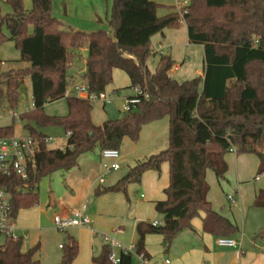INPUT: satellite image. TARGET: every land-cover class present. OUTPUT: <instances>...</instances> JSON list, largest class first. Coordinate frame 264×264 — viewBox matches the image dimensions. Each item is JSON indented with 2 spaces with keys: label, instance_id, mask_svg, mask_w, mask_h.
Masks as SVG:
<instances>
[{
  "label": "trees",
  "instance_id": "16d2710c",
  "mask_svg": "<svg viewBox=\"0 0 264 264\" xmlns=\"http://www.w3.org/2000/svg\"><path fill=\"white\" fill-rule=\"evenodd\" d=\"M12 10L4 16L0 7V47L13 41L21 61L30 65L24 70H0L2 87L7 89L10 108L20 99L26 78L31 80L32 110L19 116L24 129L39 142V150L28 163V178L0 173V190L12 196L10 221L19 213L40 202L39 185L57 172L76 168L79 159L96 149L120 150L125 138L140 140L142 130L152 123L169 120V144L148 159L139 161L115 186L98 189V196L109 192H127L131 184H140L145 173H161L169 165L170 182L166 200L155 203L163 223H138V240L133 253H122L117 264H133V257L150 256L146 237H163L168 251L180 233L193 230L192 221L204 214L203 231L215 238L233 239L240 229L217 213L208 201L206 172H214L218 181L225 180L228 166L225 156L255 155L258 175L264 174V0H190L181 11L163 17L155 0H113L110 32L66 30L53 14V0H6ZM187 27L188 42L202 46L204 71L201 77L178 82L171 77L174 62L161 56L151 73V39L166 29ZM4 28L10 33L8 38ZM87 49L84 58L81 50ZM76 63H85L83 80L95 95L106 93L114 80V71L124 72L131 88L148 95L121 119L102 125L92 121L93 104L76 96L65 97L74 84L68 75ZM0 65L2 61L0 60ZM66 99L68 114L51 117L44 107ZM130 99V98H129ZM62 128L70 137L65 150H51L47 136L38 129ZM14 127L0 129V136L13 137ZM264 209V192L253 203ZM23 239L7 237L0 245V264H40L36 260L40 247L22 251ZM80 252L79 243L68 237L62 246L59 264H74ZM94 264H114L111 250L105 244Z\"/></svg>",
  "mask_w": 264,
  "mask_h": 264
},
{
  "label": "rangeland",
  "instance_id": "374dc122",
  "mask_svg": "<svg viewBox=\"0 0 264 264\" xmlns=\"http://www.w3.org/2000/svg\"><path fill=\"white\" fill-rule=\"evenodd\" d=\"M28 6L30 9L31 0H29ZM0 7L4 16L11 14L12 10L10 6L6 4V0H0ZM176 8L178 7L176 6ZM101 30L110 32L109 24H106ZM4 33L8 38L10 37V33L5 28ZM159 43H163L164 51L167 55L171 53L174 66H180L177 71L174 69L171 70V77L173 79L178 82H184L203 75L204 50L202 46L187 44V34L183 23L178 29H166L163 34H158L151 39L152 56L148 61V68L151 73L156 71L161 58V53L157 52V45ZM168 48L169 51H167ZM153 51L157 53L153 54ZM80 52L84 58L87 57L88 53L84 50ZM0 60L2 61L3 72L24 70L30 67L29 64L20 62L21 53L13 41H6L0 47ZM84 74L85 69H79L75 67V65L72 66L68 72V75L73 79L75 85L85 84L83 80ZM109 89L110 90H107L105 93V101H95L93 103V117L100 121L105 118L103 115H107L108 121L121 119L125 112L127 98L136 96L135 90L131 88L129 77L122 71H119L115 76ZM2 91L3 95L0 97V128L14 127L16 137H27L28 133L24 129L25 122L19 120V116L32 110L31 80L29 78L25 79L24 85L20 90V99L14 109L9 106L7 89L5 86L2 87ZM68 111L66 99L49 103L44 107V113L51 117H64L68 114ZM13 115H16L15 118H12ZM45 133L53 139V142L48 144L49 148L61 147L63 144L67 143V134L62 128H47ZM168 144L169 133L166 147L161 151L166 150ZM242 156L246 161L238 168L237 155L232 152L228 153L227 159L231 162L230 175H227L226 180L221 182V185H219L217 181L215 182V180L211 185L208 184V182L207 184L210 187V193L217 205V207H214V205L213 207L218 209L221 216L235 222L240 229L239 235L234 238L238 247L241 245L244 250H251L257 256H260L264 251V209L253 208L252 203L255 193L260 189L264 190V174L261 175L259 182H256L257 157L255 155ZM143 160L145 159L139 161ZM139 161L137 160L132 163L129 160L123 161L121 159L119 161L121 171L113 172L114 174L112 176L120 174L125 177L130 169ZM162 169L161 173L163 172ZM161 173L157 174L160 175ZM68 186L69 183L66 172H57L51 177L43 179L38 190L40 196L39 204L32 209L23 210L19 213V218L26 223L29 229V234L23 236L25 239L23 240L22 251L26 253L38 245L40 247L39 259L43 264L60 263L62 253L58 254L59 245H65L69 236L77 240L80 247L79 256L74 264H92L93 257L98 256L102 246L106 244L104 236H110L120 244H123L116 238L112 229L110 231H100V235L94 236L95 238L92 244L90 235L82 228H72L63 232L57 230L54 219L56 216H60L58 204L61 199L65 198L67 193L69 194ZM131 186L132 188H136L137 191L132 193L130 190ZM131 186L128 187L126 193L119 192L115 194L121 195L123 199V204L120 206V213H124L125 216L129 214L135 197L136 199H140L141 194L144 193V190L141 188L142 184H133ZM227 194L235 196L238 203L242 202L243 207L240 208L239 206V209L236 210L237 207L235 206L236 208L233 207V209L230 210L226 198ZM53 200L55 204H53ZM202 214L203 213H201L200 216H202ZM39 219H41L40 227L42 231L34 230V228H37L36 224ZM197 219H199V217H196L194 220ZM244 224L246 225L245 227ZM18 234V236L21 237L20 233ZM6 238L7 237H0V245L5 243ZM115 252L119 254L120 249H115ZM133 264H141L138 257H133Z\"/></svg>",
  "mask_w": 264,
  "mask_h": 264
},
{
  "label": "crops",
  "instance_id": "0c3cea01",
  "mask_svg": "<svg viewBox=\"0 0 264 264\" xmlns=\"http://www.w3.org/2000/svg\"><path fill=\"white\" fill-rule=\"evenodd\" d=\"M155 1L161 4V8L157 11L159 17H163L172 12H178L175 0ZM28 2L29 0H25L26 9H29ZM112 5L113 0H53V14L62 23L64 29L90 33L101 30L106 24H109ZM185 29L187 34V44H189L186 26ZM157 46L164 47L163 43H159ZM83 50L87 53V49ZM168 56L172 57L171 53ZM178 67L180 68V66ZM1 71H3L2 65ZM119 71L120 70L114 71V78ZM110 89L108 88L107 90ZM15 116L16 115H13L12 118H15ZM103 117L105 118L101 119V121L95 119L92 111V121L95 125L99 126L108 121L107 115H103ZM45 130L46 129H38V131L43 132L47 138H51L45 133ZM168 133L169 120L166 118L145 126L140 136V140L137 143H133L130 139L125 138L119 150L120 158L116 161L102 159L101 151L99 149H96L93 153L83 155L79 159L78 166L66 172L69 183V194L67 193L65 198L59 201V217H69L75 210L85 209V215L89 217L91 221V228L84 227L82 229L90 235L91 244L94 242V236L100 235V231H110L112 229L116 238L123 243L122 245L125 248L134 247L138 240L136 231L138 223L157 222L160 225L163 223V217L158 215L155 210V203L166 200L164 191L167 189L170 182L169 165L166 164L162 166L163 172L160 175L154 171H149L144 174L142 182L138 184H142L141 188L144 190V193L141 194L140 199H136L135 197L130 212L128 215L126 214V216L124 213H120V206L123 204V199L121 195H115L119 192H109L98 196L96 191L98 189L104 190L111 188L124 177L120 174L112 176L114 174L113 172H119L121 171V168L118 170H112L107 169L106 167H111L115 163L119 164L121 159L123 161L129 160L134 163L137 160L146 159L151 155L157 154L166 147ZM27 136H29V134ZM68 138L67 135V141ZM51 142H53V139ZM66 145L67 143L63 144L61 147L49 149H64L66 148ZM225 161L228 166V171L225 176L226 180L227 175L229 176L231 173V162L227 159V155L225 156ZM245 161L246 160L242 155H237L238 168H240ZM257 162L258 172L260 164L258 158ZM260 179L261 175H258L257 173L255 181L259 182ZM214 180L215 182L217 181L219 185H221V182L225 181H218L214 172L208 170L206 172V181L211 185L214 183ZM130 188L132 193L137 191V189L132 188V186ZM260 192H264V190L260 189L255 193L253 203ZM229 196L230 195L228 194L226 195L230 210H232L233 207H237L236 210L239 209V206L240 208L243 207L242 202L238 203L235 196H233L234 204L232 202L231 204L228 200ZM207 199L212 205H214V207H217L214 198L210 193V187ZM253 203L252 207L256 208L253 206ZM53 204H55L54 200ZM214 210L219 213L218 209L214 208ZM203 217L204 214L199 216V219L193 220V230H186L180 233L168 251H165L162 236H147L145 244L146 250L150 256L148 264L162 263L166 259H169L171 264H264V251L262 255L257 256L251 250H244L241 245L236 248H224L218 246V238L203 231ZM40 222L41 219L37 220V228H34V230L42 231ZM233 223L236 224L235 222ZM245 226L246 225L244 224V227ZM11 227L15 237H19L18 233H20L21 237L19 238L24 240L25 238H23V236L29 234V229L26 223L19 218V215L17 219L12 222ZM79 238L81 239L80 236ZM61 246L62 245H59L58 254L62 253ZM104 246L105 244L102 248ZM39 257L40 250L35 258L40 264H43ZM92 264H94L93 260Z\"/></svg>",
  "mask_w": 264,
  "mask_h": 264
},
{
  "label": "built area",
  "instance_id": "2783aa9c",
  "mask_svg": "<svg viewBox=\"0 0 264 264\" xmlns=\"http://www.w3.org/2000/svg\"><path fill=\"white\" fill-rule=\"evenodd\" d=\"M178 11L189 5L190 0H175ZM169 51V49H167ZM161 56L167 55L164 51V47L159 46L158 51ZM153 51V54L157 53ZM175 71L179 70L178 66H173ZM1 70V65H0ZM136 92V96L127 99V104L125 107V112H129L134 109L141 101V97L148 98V95L144 93L140 88H133ZM76 96L79 98L87 99L93 104L95 101H105V93L100 95H95L90 92V87L87 83L83 85L72 84L65 92V97ZM70 137V134H68ZM52 141L51 138H46L45 143L49 144ZM39 150V142L34 138L27 137H2L0 136V173L3 175L15 174L22 179L28 178V163L32 161ZM61 150H65L61 149ZM232 153H236L235 149H231ZM102 159L106 160H118L120 158L119 150H104L101 152ZM107 169L118 170L120 165L118 163L113 164L111 167H106ZM228 200L234 202V197L229 196ZM12 196L6 190H0V237H13L18 238L13 235L10 221V211H11ZM55 226L58 231H67L72 228H91V221L89 217L85 215V209L75 210L69 217H55ZM153 227L160 226L159 223H152ZM106 245L111 250V258L114 264L119 263L120 255L122 253H133L132 248H125L122 244L117 242L110 236H104ZM217 244L224 248H236L238 245L234 239L230 238H219ZM62 248V246H61ZM115 249H120V253L116 254ZM136 256V255H135ZM138 257V256H136ZM141 264H148V260L143 256L138 257ZM155 264H171L169 259L164 260L162 263Z\"/></svg>",
  "mask_w": 264,
  "mask_h": 264
},
{
  "label": "water",
  "instance_id": "95a60500",
  "mask_svg": "<svg viewBox=\"0 0 264 264\" xmlns=\"http://www.w3.org/2000/svg\"><path fill=\"white\" fill-rule=\"evenodd\" d=\"M75 67H77L79 69H85V63H76Z\"/></svg>",
  "mask_w": 264,
  "mask_h": 264
}]
</instances>
